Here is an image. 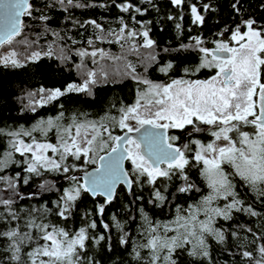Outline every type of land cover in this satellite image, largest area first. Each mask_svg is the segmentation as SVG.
Returning <instances> with one entry per match:
<instances>
[{
	"label": "snow or ice",
	"instance_id": "obj_1",
	"mask_svg": "<svg viewBox=\"0 0 264 264\" xmlns=\"http://www.w3.org/2000/svg\"><path fill=\"white\" fill-rule=\"evenodd\" d=\"M170 2L181 9L186 0ZM239 4L240 0H235L231 5L237 14H240ZM55 5L65 12L70 7H106L74 3V0H54L51 6ZM117 7L123 13L147 11L131 0H123ZM203 8L209 11L210 5ZM189 9L192 22L203 24L204 16L197 6L191 4ZM37 11L33 0H0V45H11L21 34L24 20L35 18ZM38 19L45 25V31H50L46 27L50 17L41 14ZM131 20L140 23L135 15ZM74 23L81 27L90 25L93 29L87 47L77 50L75 55L82 61L90 58L93 64L123 61V74L143 87L137 88L132 104L119 108L112 105L115 114L108 111L99 119H88L87 113L65 117L59 112L27 128L0 127V137L8 138L6 150L0 153V173L13 166L19 169L14 175L0 174V245L3 246L0 264H97L87 254V243L92 240L99 244L106 237L90 235L89 230L98 227L91 214H83L88 217V223L76 230L52 223L50 217L67 222L81 199L88 196L103 198V203L95 207L96 215L102 218L106 207L117 198L118 186H123L133 197L131 203L144 201L143 194H137L136 190L146 187L150 193L147 203L162 209L171 203L168 188L175 180L180 181L176 193H201L200 186L189 175L192 168H198L207 189L199 199H193L187 207L176 205L174 214L167 219H153L143 203L137 208L139 223L135 232L139 240L134 241L132 249L137 264H178L180 252L196 258L194 264L204 261L211 264L209 237L224 244L228 235L237 241L241 264H264V231L257 234L252 228H245L251 238H241L238 230L228 233L217 227L218 220L229 221L239 212L264 220V213L245 204L234 183L239 178L264 203V24H258L252 17L241 18L234 27H225L217 33L218 37L226 38L212 41L215 45L212 48L205 47L200 37H193V43L164 49L166 52L192 49L199 53L200 62L195 68H184V76L156 82L137 75L126 55L118 56L96 46L115 43L122 53L153 49L155 41L143 24L141 29L130 27L123 17L119 18L116 29L105 28L95 19ZM176 28L179 31L181 25L177 23ZM52 35L63 39L58 32ZM138 38L142 42L138 43ZM57 46L61 54L56 58L69 60L63 54V47ZM44 55H55L51 46ZM40 58L39 51L32 52L25 63ZM146 61L145 72L155 62V56L150 53ZM0 64L12 68L24 66L14 49L0 57ZM172 68L169 62L159 71L167 74ZM201 69L215 72L207 79L185 78ZM109 75L101 67L99 74L88 71L81 84H69L64 90L41 88L37 93H28L27 107L35 111L37 105L51 103L67 93L91 96L92 86L98 82H113ZM189 127L191 132L187 131ZM117 130L122 134H116ZM170 130H180L186 136L208 132L213 139L208 143L191 139L178 145L180 136L169 134ZM89 166H93L90 171ZM46 175L62 177L67 186L57 187L56 181L45 178ZM34 178L40 180L37 191L23 193L21 186L29 185ZM49 192L57 193L51 207L47 202L20 204ZM130 219L135 221L136 216ZM111 222L120 231L119 243L127 245L132 235L125 230L126 222L122 223L116 215L111 217ZM100 223L104 229H110L103 219ZM142 249L147 250L146 255H142Z\"/></svg>",
	"mask_w": 264,
	"mask_h": 264
},
{
	"label": "trees",
	"instance_id": "obj_2",
	"mask_svg": "<svg viewBox=\"0 0 264 264\" xmlns=\"http://www.w3.org/2000/svg\"><path fill=\"white\" fill-rule=\"evenodd\" d=\"M122 2L123 0H74V3L104 4L106 7H70L69 11L65 12L59 5L51 6L54 4V0H33L39 11L34 12L35 18L24 20L25 26L17 37L20 38L25 34L35 37V40L40 44L41 58L38 61H28L26 63L28 57L17 58L24 64L21 68H12L0 64V127L10 129L24 126L27 128L41 119L55 117L59 112H63L65 117H70L74 113H87L88 119H99L108 111L115 114L112 105L119 108L121 105H129L134 102L137 96V88L143 86L138 85L135 80L122 72L117 75L114 68L116 63L104 61L106 66L109 64L111 66V68L103 67V69L110 74L109 80L113 82H98L92 86L91 96L86 93H67L51 103L43 106L37 105L35 111L28 109V93H37L41 88L46 90L60 88L64 90L69 84H81L86 78L78 67L81 59L75 55V52L87 47L86 42L89 37L93 36V29L90 25L81 27L79 24L74 23L75 21L83 24L84 21L95 19L102 23L105 28L111 27L113 29L119 27L120 17H123L130 27L141 29V24H143L149 30L150 38L155 41L153 49L140 48L138 53H122L120 46L115 43H97L96 46L118 56L126 55L127 62L133 65L137 75L146 76L156 82H168L170 79L184 76V68H195L200 62L199 53L192 49L181 52H166L164 49H175L179 48L181 44L193 43V37H200L204 40L205 47L212 48L215 46L212 41L226 38L218 37L217 33L225 27H234L240 22L241 18L248 19L252 17L258 24H264V6H262L264 0H240L238 5L240 14H237L231 7L235 0H186L181 9H177L171 4L170 0H151V3H147L146 0H131L133 4L142 9H147L143 14L121 12L117 5ZM191 4H195L200 14L204 16L203 24L192 22L193 17L189 9ZM205 4L210 5L209 11L204 10L203 5ZM41 14L50 17L46 25L50 31L46 32L45 25L38 19ZM132 15H135L136 21L140 23L132 21ZM170 16L174 19H169ZM177 23L181 25L179 31L176 28ZM52 32H58L63 39L53 36ZM33 37L32 40L34 41ZM29 40H31V37H29ZM73 41H76V43H73ZM140 42H142V38H138V43ZM57 45L62 46L67 52V56L70 57L69 60L60 61L56 58L60 55ZM49 46H51V50L55 55H44L49 51ZM150 53L155 56V62L151 63L147 68V72H145L146 58ZM169 62L173 64V68L167 74L159 71L161 67ZM117 66L124 70L123 61ZM101 67L99 66L96 70L98 74ZM36 99H39V97H36ZM116 132L120 134L119 130ZM7 139V137H0V153L6 150ZM16 171H19V169L13 166L8 168L5 173L0 174L14 175ZM189 175L200 186L201 193H176V186L179 185L180 181L175 180L168 188L171 203H166L162 209L147 203L150 193L146 187L143 190H136L137 194H143L144 201L131 203L133 197L127 194L123 186H119L117 198L106 207L102 218L96 215L95 207L97 203H103V198L85 196L67 222L60 221L55 216L50 217V219L52 223H59L60 226L69 230H76L88 223V217L83 214L90 213L91 218L95 219L98 225L95 230H89L90 235L93 237L105 235L106 238L100 241L99 244L92 240L88 241L86 249L88 256L93 258L97 264H137L132 255L134 241L139 240V234L135 232L139 223L137 208L143 203L145 210L153 219L170 218L174 214L176 205L187 207L188 203H191L193 199H199L200 195L207 191L198 168H192ZM45 178L55 179L57 187L67 186L62 177L46 175ZM39 183L40 180L34 178L29 185L21 186V191L25 194L37 191ZM234 183L245 204H251L258 212L264 213V203L256 197V194L251 192L246 185H243L239 178H236ZM56 199L57 193L49 192L43 193L30 201H21L20 204L26 206L47 202L48 206L51 207V201ZM125 206H128V208L126 209ZM113 215H116L122 223L126 222L125 230L132 235V239L127 245L119 243L120 231L111 222ZM131 216H136V220L132 221ZM101 219L110 224V229L106 230L102 227ZM217 227L223 228L228 233L238 230L241 238H251V233H246L244 229L250 227L259 234V232L264 231V220L239 212L234 213L233 218L229 221L218 220ZM208 243L212 257L211 264H241L237 241L231 235L227 236L224 244H218L211 237H209ZM2 247L0 245V248ZM141 252L142 255H146L147 250L142 249ZM194 262H196V258L188 256L186 252L179 253L178 264H194ZM203 264H209V262L204 261Z\"/></svg>",
	"mask_w": 264,
	"mask_h": 264
},
{
	"label": "rangeland",
	"instance_id": "obj_3",
	"mask_svg": "<svg viewBox=\"0 0 264 264\" xmlns=\"http://www.w3.org/2000/svg\"><path fill=\"white\" fill-rule=\"evenodd\" d=\"M29 37H31V40H29ZM32 37L33 36H31V35L25 34L20 38L16 37L11 45L3 44L2 47L0 48V57L8 55L13 49L15 50V52L17 54V58L29 57L32 52L40 51L39 50L40 44L37 42V40H35V37H33L34 38V41H33ZM53 46H56V45H53ZM57 48L59 49V52L61 54V48H59V47H57ZM63 54L67 55V52L64 50ZM107 62H109V61H107ZM82 64L84 66L79 67V68L85 76H86V73L88 71H96L99 66H102L104 68H111L110 64L106 66L104 64V61H101L100 64H93L91 62L90 58H84L83 61L80 60V65H82ZM118 64L120 65V62L116 63V65L114 66L115 70L119 73H121V72L124 73L125 67H124V70H122L121 67L117 66ZM116 134H119V133L116 132ZM209 142H211V141H209ZM51 180H55V179H51Z\"/></svg>",
	"mask_w": 264,
	"mask_h": 264
},
{
	"label": "flooded vegetation",
	"instance_id": "obj_4",
	"mask_svg": "<svg viewBox=\"0 0 264 264\" xmlns=\"http://www.w3.org/2000/svg\"><path fill=\"white\" fill-rule=\"evenodd\" d=\"M212 71V72H211ZM211 72V73H209ZM215 70H209V69H201L199 72H196V76L194 77H187L191 79H207L210 75L214 74ZM188 132H191V127L187 129ZM169 134H174L180 136V140L177 141V144H183L187 143L191 139H199L202 143H208L213 138L210 136L208 132H199V133H193L192 136H186L184 132H181L180 130H170ZM194 148L195 145H192Z\"/></svg>",
	"mask_w": 264,
	"mask_h": 264
},
{
	"label": "water",
	"instance_id": "obj_5",
	"mask_svg": "<svg viewBox=\"0 0 264 264\" xmlns=\"http://www.w3.org/2000/svg\"><path fill=\"white\" fill-rule=\"evenodd\" d=\"M22 30V29H21ZM2 45H0V47H1ZM120 134H122L121 132H120ZM126 164H127V162H126ZM93 167V166H92ZM89 171L91 170V167L88 169ZM80 174V173H79ZM118 188H119V186H118ZM118 190V189H117Z\"/></svg>",
	"mask_w": 264,
	"mask_h": 264
}]
</instances>
